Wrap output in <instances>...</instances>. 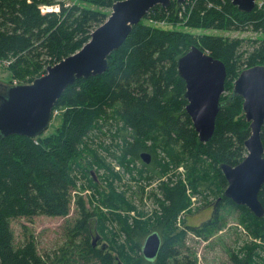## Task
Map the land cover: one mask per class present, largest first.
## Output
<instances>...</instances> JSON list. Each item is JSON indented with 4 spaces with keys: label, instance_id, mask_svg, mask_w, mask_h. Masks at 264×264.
I'll use <instances>...</instances> for the list:
<instances>
[{
    "label": "trees",
    "instance_id": "1",
    "mask_svg": "<svg viewBox=\"0 0 264 264\" xmlns=\"http://www.w3.org/2000/svg\"><path fill=\"white\" fill-rule=\"evenodd\" d=\"M116 1L76 0L65 5L55 0H0V63L16 73L54 65L90 39L93 28L108 17L99 8L111 9ZM45 5H58V11L43 12ZM154 7L161 10L156 16L160 20L181 19L173 16L175 2L168 9ZM184 14L185 26L200 33L162 29L142 20L133 25L124 42L109 54L103 73L79 78L64 90L54 104V108H65L54 133L36 138L0 137V264H50L33 240L16 246L10 222L36 215L67 216L79 183L97 191V203L107 211L86 209L77 195L78 218L66 233L71 236L70 248L59 251L56 264L63 259L69 264H198L194 253L181 251L187 232L208 229L224 202L238 211V221L251 239L264 241V215L257 217L247 206L210 190L221 193L227 185L221 163L238 164L247 154L244 141L250 128L242 110L243 98L233 93V82L243 69L264 65V40L252 41L251 49L242 53L241 39L203 33L207 29L250 28L264 34V6L243 12L228 0H193ZM192 46L220 59L227 72L224 91L229 93L220 97L214 132L206 142L199 141L186 112L185 81L177 70L178 57ZM101 130L116 135L114 144L93 142ZM261 140L264 147V123ZM98 145H102L101 151ZM118 150L123 151L121 164L127 171L134 169L132 161L140 153L151 154V161L143 162L138 173L141 193L158 183L153 195L157 204L154 217H143L148 213L145 210L130 215L137 207L116 191L113 182L121 176L113 168L108 167L104 177L106 191L90 177V169L103 166L104 154L117 157ZM180 165L186 167L194 192L203 188L215 197L216 208L200 227L187 224V217L181 222L183 227L178 226L190 204L181 178L173 184L170 176ZM258 198L264 206V183ZM111 222H118L126 242H120L119 234L108 228ZM93 231L105 238L108 247L93 244ZM152 232L161 237V246L149 260L141 253V241ZM77 236H81L80 242ZM251 243L242 254H231L233 264H262L255 259L257 244Z\"/></svg>",
    "mask_w": 264,
    "mask_h": 264
},
{
    "label": "water",
    "instance_id": "2",
    "mask_svg": "<svg viewBox=\"0 0 264 264\" xmlns=\"http://www.w3.org/2000/svg\"><path fill=\"white\" fill-rule=\"evenodd\" d=\"M239 11L250 12L256 0H228ZM183 0H176L179 6ZM171 6V0H118L111 6L106 20L91 33L90 39L75 53L54 65L26 84H0V137L10 135L35 138L49 126L51 111L64 90L79 78L103 73L108 56L124 42L133 25L138 24L155 5ZM177 70L185 81L186 112L201 142L208 141L215 128L224 92L226 66L220 59L204 53L196 46L178 57ZM233 93L243 98L242 110L249 123L250 135L244 141L247 154L235 165L221 163L227 181L223 196L238 205H245L256 216L264 214L258 192L264 183V147L261 128L264 123V65L243 69L233 82ZM148 164L151 156L140 153ZM215 208V206H214ZM98 239L93 240L96 244ZM161 237L157 232L146 236L141 253L152 260L158 254Z\"/></svg>",
    "mask_w": 264,
    "mask_h": 264
},
{
    "label": "rangeland",
    "instance_id": "3",
    "mask_svg": "<svg viewBox=\"0 0 264 264\" xmlns=\"http://www.w3.org/2000/svg\"><path fill=\"white\" fill-rule=\"evenodd\" d=\"M62 1L65 5H72L76 2V0H55ZM78 3V2H77ZM81 4V3H80ZM56 6H53L51 11L56 10ZM47 6H42V11L47 12ZM50 8V7H49ZM58 8V7H57ZM104 11L107 16H109L111 9L99 8ZM183 18L177 19L173 21L172 19L165 20V22L153 23L149 24V19L144 18L142 22L149 26H154L162 29H170V30H180V31H188L193 32L195 34L200 33L201 31L193 30L187 28L185 26V14L182 16ZM95 28H93L94 30ZM92 30V31H93ZM91 31V32H92ZM203 33L221 35L227 39H241V47L240 51L244 53V50L251 49L252 41L256 40H264V34L259 32H254L250 28H244L239 30H213L207 29L203 31ZM246 53L244 54L245 57ZM8 64H4V62L0 63V84L8 83V84H26L33 81V79L41 76L45 72V67L43 66L39 70H32L28 68V71H24L22 73L13 72L11 66L7 67ZM242 64L239 66L241 67ZM229 92L224 91L223 95H227ZM65 111L64 107H56L52 113V120L46 131H44V135H49L54 133L58 127L60 122L62 121V115ZM122 134V133H121ZM116 135L109 134L104 130H101V134L99 137L93 142H105L114 144V139ZM104 139H109L108 141ZM96 144V143H95ZM102 145H98V150ZM117 157L109 155L108 153L104 154L102 157L103 166L101 168L94 167L90 169V177L94 179V182L100 187L101 190L106 191V182L105 175L109 173L108 167L113 168V171L119 173L121 176L120 181H114L113 185L117 192L124 193L125 197H127L133 205L137 207L135 212L130 211L131 216H137L138 212H142V210L147 211L148 213L143 217H154V209L157 208V204L154 201L153 195H156V186L157 182H154L152 186L147 187L143 193H141L139 185H141V181L139 179L138 171L143 169V162L138 158V160H133V170L127 171L124 169L121 164V156L123 155V151L118 150ZM103 152V151H102ZM91 166V165H90ZM185 167V166H184ZM181 165L173 170L171 173L173 184L179 181L181 178L182 184L187 189V193L190 196V204L187 209H185L180 218L178 219V226L183 227L182 220L187 217L186 223L195 225L200 227L204 222L208 221L211 217L213 206L215 202V197L209 193L210 191H206L203 188H200V192H194L192 187L190 186V182L187 177L186 167L184 168ZM93 171V174H91ZM169 177V176H168ZM164 181L165 179L162 178ZM140 181V182H139ZM213 180L211 179V182ZM85 183V181H82ZM86 184V183H85ZM171 183V185H173ZM227 186V185H226ZM226 188V187H225ZM218 192L215 188H211L210 190L214 193H219L220 196H223V192ZM95 191V190H94ZM92 189L83 186V183H79L75 194V198L77 195H80L82 200L84 201L85 208L88 210H93V208L98 207L103 211H107L99 202L97 203L96 198H98L97 191L94 192ZM75 198L72 203L71 210L69 214L65 217H51L46 215H36L31 218L27 217H19L16 219H12L10 222V226L14 233V243L16 246H19L27 239H31L35 242L37 249L40 253L44 254L48 257L50 264H56L54 261L56 257H59V251L61 249L67 251L70 248V237L68 235V231L75 224L76 219L78 218V209L75 204ZM142 199V200H140ZM238 211L230 204L224 202L220 209L218 216L215 217L214 223L208 227L202 233H196L194 231L189 230L187 232L184 245L181 247V251L183 252H192L195 254L198 264H233L231 261L232 253H243V248L246 245H251L253 242L257 244V248L255 252V259L264 264V241L253 240L249 237L246 228L240 224L238 221ZM204 227V226H203ZM108 228H112L119 234V241L126 242V234L122 232L119 228L118 222H111L108 224ZM100 236V237H99ZM91 241L99 239L96 243H100L99 246L104 243L106 247H108V242L105 240L101 234L97 231H93L90 235ZM144 239V238H143ZM81 236H77L76 241L80 242ZM144 240L141 241L143 244ZM140 244V245H141ZM74 253V251H72ZM61 264H69L66 259H63Z\"/></svg>",
    "mask_w": 264,
    "mask_h": 264
},
{
    "label": "built area",
    "instance_id": "4",
    "mask_svg": "<svg viewBox=\"0 0 264 264\" xmlns=\"http://www.w3.org/2000/svg\"><path fill=\"white\" fill-rule=\"evenodd\" d=\"M172 1H175V0H172ZM190 1H193V0H184V2L179 7L173 9V11H175L173 16H175V17L178 16L179 18H182V16L184 15L186 6ZM220 1L222 3H225L226 0H220ZM263 6H264V0H259L257 7L262 8ZM46 8H47L46 10L49 9L48 7H46ZM163 9H168V8H163ZM160 11H161L160 9L152 8L147 12V18L149 19L150 24H153V23L155 24V23H159V22L164 23L165 22V19L160 20V19L156 18V16L158 17L157 13L160 14Z\"/></svg>",
    "mask_w": 264,
    "mask_h": 264
},
{
    "label": "flooded vegetation",
    "instance_id": "5",
    "mask_svg": "<svg viewBox=\"0 0 264 264\" xmlns=\"http://www.w3.org/2000/svg\"><path fill=\"white\" fill-rule=\"evenodd\" d=\"M147 153H148V152H147ZM149 154H150V153H149ZM150 155H151V154H150ZM139 157H140V155H139ZM140 160L142 161L141 157H140ZM142 162H143V161H142ZM215 208H216V207H215ZM215 208H214V206H213V211H214Z\"/></svg>",
    "mask_w": 264,
    "mask_h": 264
},
{
    "label": "bare ground",
    "instance_id": "6",
    "mask_svg": "<svg viewBox=\"0 0 264 264\" xmlns=\"http://www.w3.org/2000/svg\"><path fill=\"white\" fill-rule=\"evenodd\" d=\"M47 7H50V6H47ZM150 156H151V155H150ZM262 205H263V204H262ZM253 214H254V213H253ZM254 215H255V214H254ZM263 215H264V214H263ZM263 215H262V216H263ZM255 216H256V215H255ZM262 216H260V217H262ZM257 217H258V216H257Z\"/></svg>",
    "mask_w": 264,
    "mask_h": 264
}]
</instances>
